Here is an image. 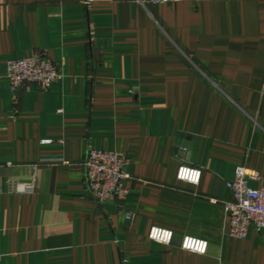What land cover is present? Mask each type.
I'll list each match as a JSON object with an SVG mask.
<instances>
[{"label":"crops","instance_id":"crops-1","mask_svg":"<svg viewBox=\"0 0 264 264\" xmlns=\"http://www.w3.org/2000/svg\"><path fill=\"white\" fill-rule=\"evenodd\" d=\"M36 54L61 81L13 93L8 62ZM89 149L128 158L124 202L90 196ZM238 167L264 187V0H0V264H264V230L229 235Z\"/></svg>","mask_w":264,"mask_h":264},{"label":"built area","instance_id":"built-area-1","mask_svg":"<svg viewBox=\"0 0 264 264\" xmlns=\"http://www.w3.org/2000/svg\"><path fill=\"white\" fill-rule=\"evenodd\" d=\"M141 4H178V3H203L207 0H138ZM7 78L11 90L19 94L27 86H37L50 89L62 79L59 67L43 54L32 57L12 60L7 64ZM58 113H63L59 110ZM50 143V142H46ZM129 160L119 153L89 149L82 166L85 172V183L92 199L98 204L107 202H124L129 191L124 187L130 178L128 173ZM177 178L180 181L199 185L202 179V170L183 164L179 167ZM259 174L238 167L234 179L226 182V187L232 195V200L226 202L227 217L229 219V235L238 240L248 237L249 231L264 230V187L253 189L249 181L258 180ZM12 191L17 194L33 192L32 185L15 184ZM133 213L128 212L127 218H132ZM149 239L162 245H171L174 233L158 227H153ZM209 244L205 241L186 237L182 249L187 252L206 255Z\"/></svg>","mask_w":264,"mask_h":264},{"label":"water","instance_id":"water-1","mask_svg":"<svg viewBox=\"0 0 264 264\" xmlns=\"http://www.w3.org/2000/svg\"><path fill=\"white\" fill-rule=\"evenodd\" d=\"M187 141H190V139L187 138ZM191 149H192V146L188 142L187 143L183 142L182 135H179L176 141V153L180 157H184V153L181 152L180 150L191 151Z\"/></svg>","mask_w":264,"mask_h":264}]
</instances>
